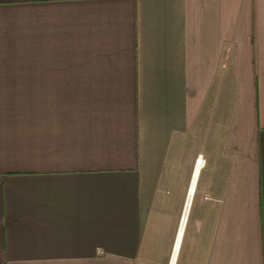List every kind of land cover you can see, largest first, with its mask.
<instances>
[{"label":"crops","instance_id":"crops-1","mask_svg":"<svg viewBox=\"0 0 264 264\" xmlns=\"http://www.w3.org/2000/svg\"><path fill=\"white\" fill-rule=\"evenodd\" d=\"M198 157L176 264H264V0H0V264H168Z\"/></svg>","mask_w":264,"mask_h":264},{"label":"bare ground","instance_id":"bare-ground-1","mask_svg":"<svg viewBox=\"0 0 264 264\" xmlns=\"http://www.w3.org/2000/svg\"><path fill=\"white\" fill-rule=\"evenodd\" d=\"M201 166H202V163H201V165L196 164V168L194 169L192 184L190 187V192L187 196V199L185 200L186 202H185L182 214L180 216V221H179L178 229L176 231L175 240H174V244L172 246V250H171V254L169 257L168 264H176L178 253H179V242H180L182 235H183V230H184V227L186 224L189 207H190V204L192 201V197L194 195L195 180L197 177V172Z\"/></svg>","mask_w":264,"mask_h":264},{"label":"rangeland","instance_id":"rangeland-1","mask_svg":"<svg viewBox=\"0 0 264 264\" xmlns=\"http://www.w3.org/2000/svg\"><path fill=\"white\" fill-rule=\"evenodd\" d=\"M180 221V220H179ZM178 229V228H177ZM160 254V253H159ZM151 255H152V253L151 252H149V257H151ZM158 258H161V257H158ZM159 260V259H158ZM168 262V261H167ZM142 264H154L153 263V260L152 259H148V258H146V259H144V261L142 262Z\"/></svg>","mask_w":264,"mask_h":264},{"label":"built area","instance_id":"built-area-1","mask_svg":"<svg viewBox=\"0 0 264 264\" xmlns=\"http://www.w3.org/2000/svg\"><path fill=\"white\" fill-rule=\"evenodd\" d=\"M202 162H203V161H202L201 157H198V159L196 160L195 163L201 165Z\"/></svg>","mask_w":264,"mask_h":264},{"label":"water","instance_id":"water-1","mask_svg":"<svg viewBox=\"0 0 264 264\" xmlns=\"http://www.w3.org/2000/svg\"><path fill=\"white\" fill-rule=\"evenodd\" d=\"M180 243H181V240H180V242H179V246H180Z\"/></svg>","mask_w":264,"mask_h":264}]
</instances>
